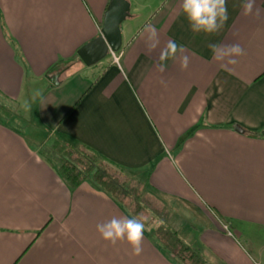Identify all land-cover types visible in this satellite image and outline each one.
<instances>
[{
  "label": "crops",
  "instance_id": "1",
  "mask_svg": "<svg viewBox=\"0 0 264 264\" xmlns=\"http://www.w3.org/2000/svg\"><path fill=\"white\" fill-rule=\"evenodd\" d=\"M119 1L128 9L118 64L109 52L79 59L53 84L60 64L102 36L110 0H0V98L17 110L4 120L0 107V264H179L147 230L140 255L101 238L97 224L130 217L89 182L66 186L38 155L56 139L146 180L168 224L209 264H264V135L249 133L264 130V0L247 16V0H227L218 34L193 33L181 0ZM146 25L160 41L152 51ZM169 40L189 57L186 70L169 59L158 71ZM210 44H239L245 55L226 70ZM216 213L260 229L256 255L217 237Z\"/></svg>",
  "mask_w": 264,
  "mask_h": 264
},
{
  "label": "trees",
  "instance_id": "2",
  "mask_svg": "<svg viewBox=\"0 0 264 264\" xmlns=\"http://www.w3.org/2000/svg\"><path fill=\"white\" fill-rule=\"evenodd\" d=\"M79 61L78 57L69 64ZM262 131L249 132L262 136ZM38 155L73 190L85 182L110 196L131 218L140 213L148 217L149 236L172 260L179 264H209L203 254L182 240L169 224L170 212L147 191L146 180H140L116 163L83 144L70 145L56 139L43 145Z\"/></svg>",
  "mask_w": 264,
  "mask_h": 264
},
{
  "label": "clouds",
  "instance_id": "3",
  "mask_svg": "<svg viewBox=\"0 0 264 264\" xmlns=\"http://www.w3.org/2000/svg\"><path fill=\"white\" fill-rule=\"evenodd\" d=\"M254 7V0H247L243 5L244 15H250ZM180 9L187 20L193 33L218 34L228 20L227 0H181ZM146 34L149 51L159 46V37L152 25H146L141 35ZM213 59L220 62L222 68L227 70L228 65L238 63V57L245 55L244 49L239 44L221 46L209 45ZM183 48L174 40H169L159 55L160 64L158 71H165L164 62L169 59H178L181 70H186L189 57L183 54ZM165 82L161 80V84ZM148 217L140 213L131 218L112 217L110 220L97 224L96 228L101 238L113 245L126 241L132 248L134 255L143 251L142 244L146 231Z\"/></svg>",
  "mask_w": 264,
  "mask_h": 264
},
{
  "label": "water",
  "instance_id": "4",
  "mask_svg": "<svg viewBox=\"0 0 264 264\" xmlns=\"http://www.w3.org/2000/svg\"><path fill=\"white\" fill-rule=\"evenodd\" d=\"M119 7V12L116 8ZM128 9L127 4H123L119 0H110L105 13L104 24L101 30L102 36L93 40L89 44L82 47L78 52V59H80L86 65H91L101 58H103L108 52H117L120 48V34L119 24L125 17V13ZM61 73H57L50 78V82L58 84V78ZM236 131L242 132L239 128H235ZM264 134V130L261 132Z\"/></svg>",
  "mask_w": 264,
  "mask_h": 264
},
{
  "label": "rangeland",
  "instance_id": "5",
  "mask_svg": "<svg viewBox=\"0 0 264 264\" xmlns=\"http://www.w3.org/2000/svg\"><path fill=\"white\" fill-rule=\"evenodd\" d=\"M70 64L65 63V64H60L58 66L59 71L57 73H61L66 67H68ZM81 67V63L79 62H74V65L70 68V71H73L75 69H78ZM55 75V74H53ZM52 75V76H53ZM0 107L5 108L7 111V114L5 117H3L4 120L12 119L13 116L16 115V106L7 104L5 103L2 98H0ZM12 124H15L14 121H12ZM41 148V147H40ZM216 219L220 223V233L216 234L217 237L224 241L227 242L229 246H235L237 250L241 254H248L251 258L256 255L255 254V249H257V245H260L261 242V237L259 236H254V233L257 234V232H260V229L255 228L253 226H248L246 227L245 225L243 226H236L232 222L230 223L228 220L225 218H222L219 216V214H215ZM225 226V227H224ZM183 232L186 231H191L192 229L189 227L184 228L182 230ZM217 232V230H216ZM189 239V238H188ZM232 242V244H231ZM190 246H194L189 242Z\"/></svg>",
  "mask_w": 264,
  "mask_h": 264
},
{
  "label": "built area",
  "instance_id": "6",
  "mask_svg": "<svg viewBox=\"0 0 264 264\" xmlns=\"http://www.w3.org/2000/svg\"><path fill=\"white\" fill-rule=\"evenodd\" d=\"M109 54L111 56L112 61L114 63L118 64L119 58H120V53L118 51L117 52L110 51Z\"/></svg>",
  "mask_w": 264,
  "mask_h": 264
}]
</instances>
